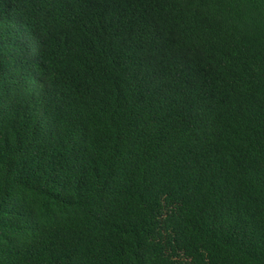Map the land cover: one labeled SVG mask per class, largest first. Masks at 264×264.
<instances>
[{
  "label": "trees",
  "instance_id": "trees-1",
  "mask_svg": "<svg viewBox=\"0 0 264 264\" xmlns=\"http://www.w3.org/2000/svg\"><path fill=\"white\" fill-rule=\"evenodd\" d=\"M0 264H264V0H0Z\"/></svg>",
  "mask_w": 264,
  "mask_h": 264
}]
</instances>
